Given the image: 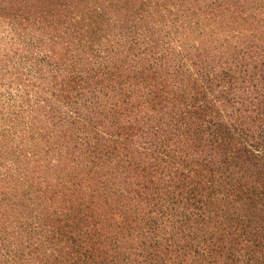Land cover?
I'll return each mask as SVG.
<instances>
[{"label":"trees","instance_id":"1","mask_svg":"<svg viewBox=\"0 0 264 264\" xmlns=\"http://www.w3.org/2000/svg\"><path fill=\"white\" fill-rule=\"evenodd\" d=\"M0 34V264H264V0H0Z\"/></svg>","mask_w":264,"mask_h":264},{"label":"rangeland","instance_id":"2","mask_svg":"<svg viewBox=\"0 0 264 264\" xmlns=\"http://www.w3.org/2000/svg\"><path fill=\"white\" fill-rule=\"evenodd\" d=\"M6 47L5 42L0 40V172L8 168L16 169L23 129L28 117L24 110L20 77L15 69L18 67L12 69L8 63L9 67H5L4 54L8 52ZM10 56L14 62L18 61L12 53ZM10 150L13 152L12 156L9 154Z\"/></svg>","mask_w":264,"mask_h":264}]
</instances>
